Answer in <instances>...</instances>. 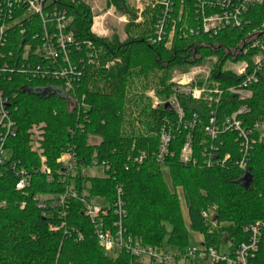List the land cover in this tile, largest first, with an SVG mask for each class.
I'll return each mask as SVG.
<instances>
[{
  "label": "trees",
  "instance_id": "1",
  "mask_svg": "<svg viewBox=\"0 0 264 264\" xmlns=\"http://www.w3.org/2000/svg\"><path fill=\"white\" fill-rule=\"evenodd\" d=\"M6 1L0 0V27L5 25L0 91L13 125L7 135L5 124H0V135H6L3 150L8 151L0 162V264H152L124 250L115 256L108 253L99 245L94 223L85 213L84 200L101 201L108 211L105 220L113 223L118 186L124 191L125 235L144 245L183 252L190 247V230L202 235L201 245L230 256L250 242L249 227L264 220V128L256 132L243 170L236 164L242 155L236 133L226 130L216 138L206 133L210 109L204 100L181 96V122L176 112L165 110L163 102L172 93L168 78L172 66L215 56L210 81L224 89L215 107L217 122L246 104L248 111L239 116L243 126L264 125V68L249 86L252 96L246 101L227 91L245 76L223 68L227 60L246 57L233 54L244 33L264 20L263 9L247 12L243 30L228 28L213 35L199 30V0H172L166 34L158 41L155 32L163 5L145 8L137 22V10L128 0H108L129 16L122 40L92 30L89 4L47 0V12L73 18L67 31L74 36L69 57L77 73L73 90L66 93L58 77L65 63L53 65L35 53L45 36L41 18L28 13L23 4L9 9ZM49 26L50 32L55 31ZM88 42L101 50L97 65L88 58ZM149 89L155 91L159 106H153ZM195 114L192 156L183 162L181 152L189 132L184 123ZM164 124L174 135L171 154L160 163L155 152ZM210 145L218 148L213 159L223 160L227 154L229 158L206 165L204 149ZM68 150L75 153L76 163L74 172L64 178L58 158ZM142 151L147 158L135 163L134 156ZM43 164L50 173L42 170ZM103 164L109 168H103L102 175L85 173ZM164 167L171 183L164 177ZM20 170L28 177L23 188L17 187ZM258 245L247 264H264V229Z\"/></svg>",
  "mask_w": 264,
  "mask_h": 264
},
{
  "label": "built area",
  "instance_id": "2",
  "mask_svg": "<svg viewBox=\"0 0 264 264\" xmlns=\"http://www.w3.org/2000/svg\"><path fill=\"white\" fill-rule=\"evenodd\" d=\"M85 2L89 5V0H78ZM8 8H14L23 4L27 8L28 13L38 15L44 26L45 36L41 46H38L35 53L44 59L50 61L53 65H57L60 61L65 63L63 68L59 70V79L63 81V88L66 93L73 90L75 81V74L77 73L74 65L70 62L69 57V45L73 43L74 36L72 32L67 31V27L72 22L73 18L68 17L65 13L46 11L47 0H7ZM198 8L200 16L198 18L200 23V29L205 33H211L217 35L219 32L228 28H241L243 30L246 14L253 8H261L264 10V0H199ZM172 0H147L144 2V6H137V22L142 19V12L147 7H155L157 4L163 5V16L159 19L156 27V39L158 41L163 40L166 34V20L169 18L171 11ZM127 21V17L124 15L121 18ZM49 27H54L55 31L50 32ZM3 24L0 27V42L4 40ZM193 29L190 32L193 33ZM174 35V28L170 30L168 45L171 44ZM242 45L234 51V54H240L246 56L240 59L235 58L231 60L234 64L230 70L236 76H245V78L237 84L231 85L227 88V91L234 94L239 100L246 101L251 98L252 91L249 86L260 78V72L264 68V20L260 24L254 25L242 37ZM90 52L88 58L92 64H98L99 54L101 50L96 48L91 42L87 44ZM28 49V48H27ZM213 63L217 61L215 56ZM214 66V65H213ZM211 69L202 67H193L188 73L182 74L177 80H171L172 93L168 101L181 119L183 118L184 111L180 106L179 99L181 96L191 97L196 100H204L209 107V121L205 127L206 133L211 138H216L222 131L230 130L236 133L237 138L240 139V149L242 155L236 161L239 168L246 170L249 163L250 149L256 142L255 134L258 130H262L264 125L256 123L253 127H244L240 115L248 111L246 104L241 105L231 116L227 117L224 122L218 123L215 117L216 105L220 101V97L223 94L224 89L220 88L217 84L210 81ZM205 74L207 77V85L203 83L198 76ZM153 106H159L160 100L157 97H153ZM6 98L0 91V124H5L7 129V135L11 132V126L13 122L9 118V113L6 107ZM166 102H163L164 104ZM74 103V102H73ZM197 114L194 115L192 120L184 123V127L189 130L186 143L181 152V160L183 162H189L192 156V130L196 125ZM7 120V121H6ZM36 131V127L33 129ZM173 130L170 126L164 124L160 131V140L158 149L155 152V157L158 162L163 163L166 156L171 154V142L173 140ZM5 134L0 135V162L4 158L5 150H3ZM209 149V150H208ZM211 150V151H210ZM218 148L214 145H210L209 148L205 147L204 153L207 154L205 164L211 166L213 164H219L220 161L224 162L229 158V154L225 156V159L221 160L218 157L213 159L212 153L217 151ZM147 158V153L142 151L140 154L134 156L135 163L141 164ZM44 160V159H43ZM58 161L63 163L62 174L66 178L71 172H74L75 168V153L72 150L63 152ZM109 168L103 164V167ZM42 170L50 173V169L46 165H42ZM104 170V169H103ZM19 181L17 183L18 188H23L28 183V177L24 170L18 172ZM123 188L117 187V198L114 202L115 220L107 222L105 216H107V209L99 204L85 202V213L94 223L95 234L98 239L99 245L104 248L108 253H118L122 250L129 253L131 256L141 259L143 262L152 264H192L194 258H198L202 261H208L210 264H247V260L251 257V250L253 247L257 248L258 241L261 236V231L264 229V220L257 221L252 224L249 229L251 231V239L248 243H243L237 250L236 254L230 256L223 252L217 251L213 247H188L183 252H173L169 250H158L152 246L144 245L139 239L133 237H127L126 228L124 225V219L127 215L123 201ZM65 195H61V201H64ZM203 217L210 221L207 212H203ZM64 225V223L62 224ZM81 237V236H80Z\"/></svg>",
  "mask_w": 264,
  "mask_h": 264
},
{
  "label": "rangeland",
  "instance_id": "3",
  "mask_svg": "<svg viewBox=\"0 0 264 264\" xmlns=\"http://www.w3.org/2000/svg\"><path fill=\"white\" fill-rule=\"evenodd\" d=\"M90 1V6H91V12L93 15V25H92V30L98 34L99 36L103 37H112L114 35L119 36L120 39H125L127 34H126V24L129 22V16L126 14H123L119 9L116 8L114 4H109L108 0H89ZM147 0H128L130 7L136 10V7L139 6H144V2ZM124 15L127 17V21L122 20L121 18L124 17ZM213 58L210 56H206L202 60L194 63V64H189V63H179L171 67L170 73H169V80H177L182 74L188 73L193 67H202V68H208L211 69L213 67ZM234 66L233 62L231 60H227L224 63L223 68H232ZM198 79L203 81L205 85H207V77L205 74H201L198 76ZM147 95L152 98L153 102V97H157L155 94V91L153 89H149L147 91ZM158 98V97H157ZM159 99V98H158ZM35 136L36 138H39V130L36 129L35 131ZM38 136V137H37ZM34 147L37 146V143L33 144ZM8 154V151L5 152ZM4 153V156H5ZM86 174L92 175V174H103V169L100 167H94V168H88L85 170ZM163 174L168 183H171L169 171L167 168H163ZM97 203L101 204V201H98ZM189 240H190V247H200L201 242L203 240V237L201 234H198L192 230L189 232ZM260 240V239H259ZM259 244V241H258ZM257 244V248L253 247L251 250V257H253L258 249L259 245ZM169 251L176 252L177 250L174 248H168ZM225 250V249H224ZM115 251H112L110 253L111 255H116L114 253ZM192 264H210L208 261H202L198 258H194L192 260Z\"/></svg>",
  "mask_w": 264,
  "mask_h": 264
},
{
  "label": "water",
  "instance_id": "4",
  "mask_svg": "<svg viewBox=\"0 0 264 264\" xmlns=\"http://www.w3.org/2000/svg\"><path fill=\"white\" fill-rule=\"evenodd\" d=\"M164 108H165V110H168V111H171V112L174 111L173 107L171 106V104L169 102H166L164 104Z\"/></svg>",
  "mask_w": 264,
  "mask_h": 264
}]
</instances>
